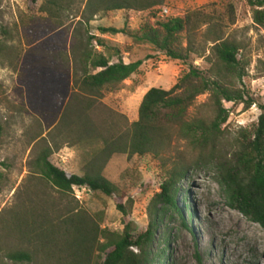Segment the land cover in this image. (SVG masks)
I'll return each mask as SVG.
<instances>
[{
    "label": "rangeland",
    "instance_id": "rangeland-1",
    "mask_svg": "<svg viewBox=\"0 0 264 264\" xmlns=\"http://www.w3.org/2000/svg\"><path fill=\"white\" fill-rule=\"evenodd\" d=\"M229 2L234 7L235 22L226 27V33L243 40L249 62L238 85L253 101L248 107L242 102L222 101L229 109L222 126L227 125L231 139L235 130L256 121L261 111L259 105L264 104V28L253 21L248 0H164L147 9L97 12L93 11L97 6L88 0H0L1 259L7 264H48L34 232L23 227L14 229L13 224L14 215L21 216L39 199L56 204L55 209L69 201L86 209L101 227L110 230L122 231L126 221L134 235L147 228L151 218L148 205L160 190L165 170L177 155H193L187 141L175 139L160 158L150 153L130 157L126 153L114 154L103 172L117 184L118 194L106 195L86 186H74L73 193L63 198L46 180L31 174L30 161L40 145L30 142L29 137L37 122H42V135L53 147L50 160L67 174H82L101 141L92 138L74 142L70 132L53 127L63 99L50 77L56 71H67L63 65L66 55L70 57L68 71L80 73L78 54L89 34L103 40L107 47L97 44L95 38L91 39L92 47L111 54V61L118 57L126 62L141 58L136 71L115 88L104 90L98 99L134 120L140 100L150 86L170 87L189 63L207 73L209 62L196 54H191L187 61L170 58L153 44L133 39L130 33L147 23L155 25L196 7L224 15ZM108 25L123 27L126 32L99 30ZM207 99V93L199 94L189 109L210 113L208 105L200 106ZM222 142L228 156L232 146L226 140ZM118 202L124 204L126 215L116 207ZM158 207L144 264H264V228L229 206L214 162L192 164L176 183V206ZM10 248L28 249L33 259L10 260L4 253ZM94 257L96 263L100 262L97 254Z\"/></svg>",
    "mask_w": 264,
    "mask_h": 264
},
{
    "label": "trees",
    "instance_id": "trees-1",
    "mask_svg": "<svg viewBox=\"0 0 264 264\" xmlns=\"http://www.w3.org/2000/svg\"><path fill=\"white\" fill-rule=\"evenodd\" d=\"M163 1L88 0V3L97 6L93 10L97 12L147 9ZM248 3L252 7L253 21L264 28V0H248ZM234 22V7L229 2L224 15H214L203 7H196L155 25L147 23L139 31L130 33L133 39L153 44L170 58L187 61L191 54H196L206 57L209 62L207 73L189 63L188 69L170 87L150 86L140 100L134 120H128L124 113L109 108L98 99L104 90L115 88L136 71L141 58L126 62L118 57L111 61V54L92 47L93 34L86 37L78 54L79 74L74 69L68 71L70 57L65 56L63 65L67 71H56L50 77L51 84L57 85L63 99L53 127L70 132L74 142L100 139L101 147L85 163L82 174H67L50 160L53 147L46 135H42L43 124L38 121L36 130L29 137L30 142L40 145L30 161L32 175L46 180L63 198L73 193L74 186H86L112 195L118 194L119 189L105 176L103 168L114 154L126 153L130 157L150 153L160 158L175 139L181 138L187 141L193 155L191 158L177 155L172 159L160 190L150 199L148 226L137 235L132 234L129 221L120 232L110 230L101 227L86 209L69 201L55 209L56 204L50 205L39 199L21 216L14 215V229L23 227L34 232L46 263L144 264L158 205L176 206L177 181L192 164L201 162L215 163L217 180L228 197L229 206L264 228V104L259 105L261 111L256 121L249 127L235 130L231 139L227 125L222 126L229 112L223 100L242 102L244 107L253 103L245 96L243 86L238 85L247 73L249 62L243 40L226 33V27ZM202 26L203 31H200ZM99 30L103 33L126 32L123 27L111 25L100 26ZM95 41L107 47L101 38H95ZM202 93H207L208 99L200 106L208 105L210 113L189 109ZM223 140L232 146L228 156L223 150ZM116 207L124 215L128 213L121 202L116 203ZM4 253L13 261L33 259V253L28 249L10 248ZM95 254L100 257L98 263ZM0 264L7 262L0 258Z\"/></svg>",
    "mask_w": 264,
    "mask_h": 264
}]
</instances>
